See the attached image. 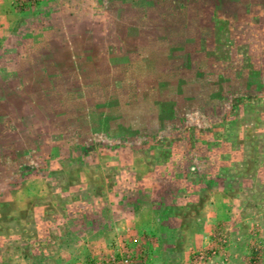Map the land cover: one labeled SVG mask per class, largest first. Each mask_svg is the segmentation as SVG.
<instances>
[{
	"label": "rangeland",
	"instance_id": "obj_1",
	"mask_svg": "<svg viewBox=\"0 0 264 264\" xmlns=\"http://www.w3.org/2000/svg\"><path fill=\"white\" fill-rule=\"evenodd\" d=\"M70 3L8 11L0 264H264V0Z\"/></svg>",
	"mask_w": 264,
	"mask_h": 264
},
{
	"label": "crops",
	"instance_id": "obj_2",
	"mask_svg": "<svg viewBox=\"0 0 264 264\" xmlns=\"http://www.w3.org/2000/svg\"><path fill=\"white\" fill-rule=\"evenodd\" d=\"M82 1L85 2V0H70V4H66L65 7H68L69 5H73V3L75 4V6L73 5V7L71 9H73L74 7L79 11L80 9H84V7H86L85 5L86 4H80L82 3ZM96 1V0H95ZM58 3H62V0H53V5L51 6L52 8L55 7V5ZM91 2V1H90ZM68 3V2H66ZM79 4V5H78ZM62 6V4H60ZM12 7H16L12 0H0V44L1 42H5V36L4 34L7 32V31H10L12 28H11V21L8 19L9 15H8V11L12 8ZM17 8V7H16ZM70 9V8H68ZM82 13V12H81ZM16 19H18L16 17ZM22 21V20H20ZM19 21V22H20ZM18 25V23H17ZM9 33V32H7ZM2 50H0V56H3L2 55Z\"/></svg>",
	"mask_w": 264,
	"mask_h": 264
},
{
	"label": "built area",
	"instance_id": "obj_3",
	"mask_svg": "<svg viewBox=\"0 0 264 264\" xmlns=\"http://www.w3.org/2000/svg\"><path fill=\"white\" fill-rule=\"evenodd\" d=\"M41 1L43 0H13V4L19 9H27L35 7ZM125 263L129 264V261L127 260Z\"/></svg>",
	"mask_w": 264,
	"mask_h": 264
}]
</instances>
